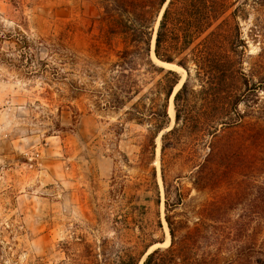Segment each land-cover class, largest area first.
<instances>
[{
    "label": "rangeland",
    "instance_id": "rangeland-1",
    "mask_svg": "<svg viewBox=\"0 0 264 264\" xmlns=\"http://www.w3.org/2000/svg\"><path fill=\"white\" fill-rule=\"evenodd\" d=\"M242 2L248 11L241 19L248 41L245 71L264 85V35H252L255 23H264V0ZM101 13L99 0H0V264H122L129 256L139 258L153 238L163 241L147 252L171 244L161 136L175 116L157 137L156 157L146 168L139 155L148 125L128 119L124 110L95 108L91 89L99 85L97 74L112 66L123 47L120 38L108 35ZM20 30L36 44L32 65L15 42L2 38ZM41 59L47 70L39 67ZM177 70L184 81L187 71L184 76ZM241 134L227 136L240 143ZM258 146L264 147L263 138ZM153 166L159 204L146 190ZM262 180L201 188L183 176L175 182L174 194L181 191L184 200L171 212L173 219L188 230L202 209L222 217L199 245L211 256L234 260L229 264H246L264 251L256 206Z\"/></svg>",
    "mask_w": 264,
    "mask_h": 264
},
{
    "label": "trees",
    "instance_id": "trees-1",
    "mask_svg": "<svg viewBox=\"0 0 264 264\" xmlns=\"http://www.w3.org/2000/svg\"><path fill=\"white\" fill-rule=\"evenodd\" d=\"M99 2L101 15L109 24L108 35L120 38L123 47L112 66L97 74L99 85L91 89V94L95 96L96 109L124 110L128 119L148 125L149 133L139 155L146 168L156 157L157 137L170 125L168 107L181 81L177 69L167 68L153 57L154 33L155 57L187 71L186 79L174 94L175 123L161 136V178L171 244L154 249L143 264L232 263V259L211 256L207 246L202 248L198 242L208 235L211 223H222V217L214 218L207 209H202L195 226L185 230L171 212L184 200L181 191L174 194L175 182L183 176L191 177L194 185L201 188L204 184L251 183L260 177L263 180L258 185L256 206L261 210L259 222L264 224V147L258 146L260 139H264V98L260 95L264 85L245 71L248 41L241 19L247 18V3L242 0ZM2 35L15 42L28 65H32L31 49L36 44L21 30ZM252 35L255 38L264 35L263 22L255 23ZM56 53L64 59L68 56ZM263 54L264 47L260 55ZM39 67L47 70V61L41 59ZM58 73L59 70L55 72ZM75 88L85 89L80 85ZM232 133H243L242 142L236 143V137L227 136ZM249 142L253 148L248 146ZM146 190L152 193L148 199L161 202L155 166L148 174ZM159 225L162 226L161 222ZM162 241L153 238L139 258L129 256L122 264H139L147 250ZM259 253L248 258L246 264H264V251Z\"/></svg>",
    "mask_w": 264,
    "mask_h": 264
},
{
    "label": "bare ground",
    "instance_id": "bare-ground-1",
    "mask_svg": "<svg viewBox=\"0 0 264 264\" xmlns=\"http://www.w3.org/2000/svg\"><path fill=\"white\" fill-rule=\"evenodd\" d=\"M155 58L156 61L160 62L155 56H153ZM163 64L165 66H169V67H176L177 69H181L183 70V73H184V76H185V73L186 71L182 68V67H179L175 64H172V63H167V62H163ZM184 79V78H183ZM183 79L181 80V82L177 85V87L175 88V91L179 89V87L181 86L182 82H183ZM173 96V95H172ZM169 115L174 119V116H175V108H174V104H173V101L171 100V103H170V106H169ZM169 242V236L167 237V240H166V244ZM159 245V244H158ZM156 246V245H155Z\"/></svg>",
    "mask_w": 264,
    "mask_h": 264
},
{
    "label": "water",
    "instance_id": "water-1",
    "mask_svg": "<svg viewBox=\"0 0 264 264\" xmlns=\"http://www.w3.org/2000/svg\"><path fill=\"white\" fill-rule=\"evenodd\" d=\"M163 9H164V7H163ZM156 32V31H155ZM155 45V33H154V36H153V48H152V54H153V56H155V52H154V46ZM163 62L164 61H160V64L161 65H163V66H165L164 64H163ZM168 63V62H167ZM166 67V66H165ZM185 70V69H184ZM177 91V90H176ZM175 91V92H176ZM175 92H174V94H175ZM174 94H173V96L171 97V99H170V103H171V100L173 101V104H174ZM170 103H169V106H170ZM168 111H169V107H168ZM151 251H149V252H147V254L146 255H148L149 253H150Z\"/></svg>",
    "mask_w": 264,
    "mask_h": 264
}]
</instances>
